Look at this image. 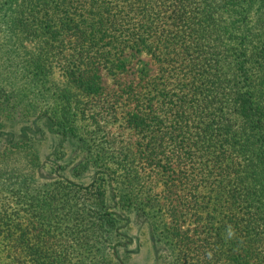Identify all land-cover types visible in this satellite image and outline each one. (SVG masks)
Instances as JSON below:
<instances>
[{
	"label": "trees",
	"instance_id": "16d2710c",
	"mask_svg": "<svg viewBox=\"0 0 264 264\" xmlns=\"http://www.w3.org/2000/svg\"><path fill=\"white\" fill-rule=\"evenodd\" d=\"M0 13L6 17L0 23L10 22L14 32L43 36L44 56L61 58L68 81L88 93L102 89L103 67L127 70L129 50L150 53L158 73L145 80L143 87L148 90L133 98L136 105L123 120L126 128L137 132L145 163L164 178L161 193L169 201L172 218L165 223L166 237L175 239L193 264H214L224 258L231 264L253 260L264 264V0H3ZM141 74L142 80L149 76L146 69ZM71 97V90L63 92L61 102L70 105ZM127 98L132 99L129 94ZM6 109L0 106V128L6 126ZM46 112L48 130L64 139L78 137L76 127L52 121L58 111ZM15 134L2 132L5 146L0 149V163L12 147L30 145L28 136ZM64 153L67 161V150L59 156ZM100 153L94 158L98 162ZM132 155L127 153L125 159ZM74 161L64 167L51 163V172L74 166ZM87 168L85 160L74 170ZM35 169L6 175L5 186L24 187L17 179L22 175L29 189L27 181L32 182ZM140 179L138 171L127 169L124 184L135 192L140 190ZM104 185L101 181L81 186L56 174L36 186L43 187L44 200L28 209L39 207L53 220L60 202L74 191L82 197V209L93 213V221L81 233L70 234L90 247L89 242L109 240L119 233L113 232L119 212L107 214ZM67 187L72 189L66 191ZM143 193L152 199L150 192ZM135 196L126 202H133ZM183 209L206 213L203 224L200 214L196 218V228L203 226V237L197 230H182ZM10 210L0 207V234L11 243L7 253L12 254L13 264H24L27 257L30 264H62L53 236L45 230L33 232ZM113 245L109 254L117 256L119 243Z\"/></svg>",
	"mask_w": 264,
	"mask_h": 264
},
{
	"label": "rangeland",
	"instance_id": "374dc122",
	"mask_svg": "<svg viewBox=\"0 0 264 264\" xmlns=\"http://www.w3.org/2000/svg\"><path fill=\"white\" fill-rule=\"evenodd\" d=\"M5 18L0 15V22L5 21ZM14 31L10 22L0 23V106L7 108V118L4 120L6 126L0 128V149L5 146L1 139L3 131L15 132L17 137L19 132L23 137L28 136L30 145L17 150L12 147L13 152L4 156L0 163V207L11 209L10 211L14 209L17 220L29 224L33 232H49L53 236L51 240L54 247L60 252L61 261L64 260L62 264H193L190 254L180 251L175 239L168 240L166 237L168 231L165 223L169 224L172 218L168 211L169 201L166 202L167 197L161 193L164 178L160 172L152 170L145 163L137 144V132L126 128L123 120L126 111L136 105L133 98L137 94L144 95L143 92L148 90V87H143L145 80L157 75L158 63L155 59L150 53L129 50L126 55L127 70L110 71L103 67L100 70L102 89L97 93H88L68 81L61 58L53 57L48 60L44 56L43 36H29ZM44 63L49 68L44 67ZM143 69L149 74L144 80L141 79ZM68 90L72 94L70 105L61 102L63 92L67 93ZM128 94L132 98L130 101ZM69 106L72 107L70 110ZM47 110L52 114L58 111L57 117L52 121H60L61 126L66 123L76 127L78 137L64 139L61 133L48 130L47 121H44V112ZM4 139L7 140V137ZM63 149L67 150V161L64 159L65 153L62 157L59 156ZM98 150L101 152L99 162L94 159ZM127 153L135 155L125 159ZM71 159L75 160L74 166L71 165L65 170L56 168L51 172V163L56 167H64ZM85 160L88 162L87 169L83 172L74 170L80 161ZM35 161L39 162L38 166L32 164ZM32 168H36V173L35 180L27 181L29 189L22 183L25 177L22 175L17 179L24 187L13 186L14 190L5 186L4 182L8 179L6 175L12 177L21 172H32ZM127 169L133 173L139 172L140 190L132 192L124 184ZM56 174L68 177L70 181L81 186L92 182L99 185L104 181L102 189L107 188V214L111 211L119 212V219L113 227V232L117 230L119 233L113 234L109 240L101 237L96 243L89 242L90 249L79 239H73L70 234L72 230L81 233V228L91 225L93 221V213L82 209L79 201L82 197L78 198L73 194L74 191L68 192L67 201L60 202L58 215L53 220L48 219L39 207L28 209L33 202L38 201L41 204L44 200V191L48 186H44V191L43 187L39 190L36 186L46 183ZM174 182L179 183L177 179ZM69 189L72 187L65 190ZM144 191L150 192L152 199L144 197ZM132 195L137 196L133 202L127 203L126 200ZM179 196H182V192ZM147 200L149 204L143 203ZM182 200L186 202L185 198ZM183 212L185 213L180 218L182 230H197L195 233L203 237V226L196 228V218L200 214L199 220L203 224L206 213L199 211L194 214L193 211L184 209ZM3 236L0 234V264H13L12 254L9 257L7 253L11 243ZM113 243H119L116 246L119 250L117 256L114 253L109 254ZM206 251L208 252L207 249ZM209 252L225 255L219 250ZM257 253L260 252L256 251L255 254ZM30 263L32 260L27 257L24 264ZM214 264L231 263L224 258ZM249 264L259 262L253 260Z\"/></svg>",
	"mask_w": 264,
	"mask_h": 264
}]
</instances>
